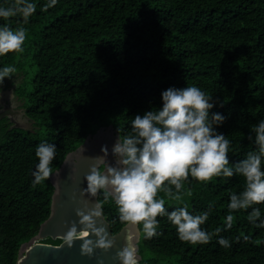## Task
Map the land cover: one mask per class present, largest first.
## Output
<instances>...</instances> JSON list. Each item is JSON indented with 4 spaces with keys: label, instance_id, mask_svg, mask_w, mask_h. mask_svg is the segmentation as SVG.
Instances as JSON below:
<instances>
[{
    "label": "trees",
    "instance_id": "trees-1",
    "mask_svg": "<svg viewBox=\"0 0 264 264\" xmlns=\"http://www.w3.org/2000/svg\"><path fill=\"white\" fill-rule=\"evenodd\" d=\"M30 2L37 11L27 24L19 16L7 21L27 29L25 51L0 57V69L16 67L18 94L33 120L29 130L0 122V264H16L21 245L50 214L51 179L33 185L41 142L57 146L54 172L101 126L127 135L136 114L162 107L163 90L194 85L213 96L210 114L227 117L217 131L231 141L230 161L256 150L248 136L264 120V0H58L47 12L41 6L48 0ZM13 3L0 0V7ZM244 184L242 176L208 183L190 177L182 200L166 199V207L200 214L212 203L202 225L212 232L224 226L229 195ZM256 207L264 219V205ZM103 211L113 232L120 230L114 202ZM233 215V228L220 233L231 241L227 249L215 237L207 245L182 242L167 217H158L163 235L147 240L141 231L140 264H264V228L250 223L247 211ZM241 233L251 240L237 243Z\"/></svg>",
    "mask_w": 264,
    "mask_h": 264
},
{
    "label": "clouds",
    "instance_id": "clouds-1",
    "mask_svg": "<svg viewBox=\"0 0 264 264\" xmlns=\"http://www.w3.org/2000/svg\"><path fill=\"white\" fill-rule=\"evenodd\" d=\"M57 4L58 0H48L41 6V11L47 12ZM36 11L37 4L30 0H14L11 6L0 7V18L6 22L0 26V57L25 51L27 29L23 26L13 29L7 21L19 16L27 24ZM16 72L15 66H4L0 69V84L6 78L11 80ZM161 98L162 107L135 115L131 121L132 131L118 135L111 153L105 145L101 149L103 155L89 158L92 163L84 178L87 187L80 194L97 199L91 206L85 201L83 208L76 209L78 224L73 221L62 235L63 246L72 248L80 240L81 255L88 257H93L96 249L110 251L115 246V236L104 226L103 208L108 202L116 205L122 224L136 229L137 233L142 231L147 240L163 235L158 231V217L165 216L175 226L178 238L191 245H207L215 237L220 246L230 248L231 241L220 233L233 228V213L241 210L248 212L250 223L264 228L261 209L256 207L264 205V120L252 126V134L248 136L256 150L249 151L242 160L231 162V141L217 131L227 117L221 113L210 114L215 107L212 95L193 85L169 87L162 91ZM117 131L120 133L121 129ZM56 147L47 141L37 146L35 155L39 162L32 173L33 185L53 177L50 165L56 157ZM110 155L114 163L109 159ZM234 176L244 177L245 184L239 193H230L228 215L222 228L217 227L212 232L202 228L209 220L212 203L200 214H192L187 205L176 206L171 211L166 207V199L182 200L185 182L190 177L208 183L215 178ZM72 179L75 181L77 177L74 175ZM101 194L103 200L99 199ZM241 238L244 242L251 240L250 235L241 233L235 237L236 242L239 243ZM115 258L120 264H140L141 259L136 245L127 243L116 252Z\"/></svg>",
    "mask_w": 264,
    "mask_h": 264
},
{
    "label": "water",
    "instance_id": "water-1",
    "mask_svg": "<svg viewBox=\"0 0 264 264\" xmlns=\"http://www.w3.org/2000/svg\"><path fill=\"white\" fill-rule=\"evenodd\" d=\"M5 115L11 117L12 110L0 112V119ZM118 135L119 133L112 124L101 126L95 133L89 134L80 146L66 154L60 167L53 172L51 178L54 190L50 214L41 223L37 234L21 245L16 264H101V262L102 264H120L115 255L126 243L135 244L139 252L141 232L137 233L136 229L125 224L120 230L113 232L104 211L106 218L104 226L110 235L115 236V246L108 252L103 249H96V254L93 257H88L81 255L82 241L80 240H77L72 248L67 245L63 246V241L58 244L42 241L48 237L52 239L61 238L71 227L73 221L78 224L79 217L76 215V209L83 208L85 201H88L90 206L95 203L96 197L80 194L82 189L87 187V181L84 178L92 163L89 158L103 155L101 149L105 145L111 153ZM109 159L113 163L115 162L111 155ZM74 175L77 177L75 181L72 179ZM78 227L81 226L78 225ZM139 256L141 258L140 253Z\"/></svg>",
    "mask_w": 264,
    "mask_h": 264
},
{
    "label": "flooded vegetation",
    "instance_id": "flooded-vegetation-1",
    "mask_svg": "<svg viewBox=\"0 0 264 264\" xmlns=\"http://www.w3.org/2000/svg\"><path fill=\"white\" fill-rule=\"evenodd\" d=\"M20 79L12 76V79H6L3 84H0V112L12 110V115L1 117L0 122L6 119L9 127H18L31 129L33 121L27 112L26 100L20 94ZM12 118V119H11Z\"/></svg>",
    "mask_w": 264,
    "mask_h": 264
},
{
    "label": "rangeland",
    "instance_id": "rangeland-1",
    "mask_svg": "<svg viewBox=\"0 0 264 264\" xmlns=\"http://www.w3.org/2000/svg\"><path fill=\"white\" fill-rule=\"evenodd\" d=\"M23 84H25L24 82H23ZM33 126V125H32Z\"/></svg>",
    "mask_w": 264,
    "mask_h": 264
}]
</instances>
